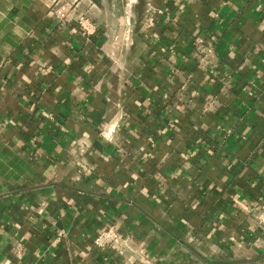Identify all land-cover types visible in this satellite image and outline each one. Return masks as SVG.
<instances>
[{
    "label": "crops",
    "instance_id": "1",
    "mask_svg": "<svg viewBox=\"0 0 264 264\" xmlns=\"http://www.w3.org/2000/svg\"><path fill=\"white\" fill-rule=\"evenodd\" d=\"M58 1L0 0V264H264V0Z\"/></svg>",
    "mask_w": 264,
    "mask_h": 264
},
{
    "label": "built area",
    "instance_id": "2",
    "mask_svg": "<svg viewBox=\"0 0 264 264\" xmlns=\"http://www.w3.org/2000/svg\"><path fill=\"white\" fill-rule=\"evenodd\" d=\"M78 6V2L77 1H71V0H59L56 4L55 7L53 9V12L56 15H60L63 11L67 10H74L75 8H77ZM224 86L226 89H228L230 87V83L225 81L224 82Z\"/></svg>",
    "mask_w": 264,
    "mask_h": 264
},
{
    "label": "trees",
    "instance_id": "3",
    "mask_svg": "<svg viewBox=\"0 0 264 264\" xmlns=\"http://www.w3.org/2000/svg\"><path fill=\"white\" fill-rule=\"evenodd\" d=\"M238 262H239V261H234V262H231V264H238ZM216 263L221 264L222 262H216ZM216 263H215V264H216Z\"/></svg>",
    "mask_w": 264,
    "mask_h": 264
}]
</instances>
